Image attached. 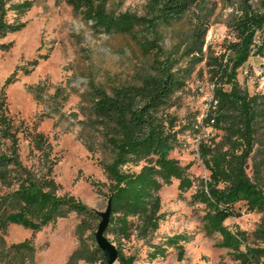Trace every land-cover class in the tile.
I'll list each match as a JSON object with an SVG mask.
<instances>
[{
    "label": "trees",
    "instance_id": "trees-1",
    "mask_svg": "<svg viewBox=\"0 0 264 264\" xmlns=\"http://www.w3.org/2000/svg\"><path fill=\"white\" fill-rule=\"evenodd\" d=\"M13 1L0 0V41L26 27L19 19L11 22L9 14L20 18L34 7L31 0L18 4ZM146 1L147 15L138 16L111 13L109 0H66L76 14L91 23L95 34L129 35L143 51L155 56L153 71L143 75L137 85L117 88L111 95L90 86L94 112L108 130L107 143L113 153L112 160L102 164L109 183L92 182L97 194L107 202L111 200L106 235L120 241L130 240L134 235L142 240L150 238L163 220L160 192L177 180L181 192L196 188L193 201L203 205L205 210L203 230L208 237L221 236L219 248L231 251L239 264H264V246H250L245 232L232 231L225 225L228 219L239 215L236 206L240 203L251 212L264 213V95L250 96L238 82L239 69L253 55L264 52V40L261 45L256 43L258 34L264 33V11L254 9L253 0H241L229 24L235 41L229 43L224 53L207 56L218 105L215 110H209L205 123L224 131V135L219 142L203 140L200 143L199 155L209 177L196 180L190 176V165H181L170 157L177 135L172 120L166 119L162 110L185 87V79L175 70V63L161 60L163 49L159 42L161 28L182 21L201 0ZM139 29L147 30L153 40L140 37ZM10 47L0 43V51ZM39 63L38 59L30 62L31 68H24V74L30 75ZM17 81L18 71H15L3 88ZM21 136L30 141L31 153H38L42 173L34 172L21 160ZM51 153L52 145L44 134L31 130L23 120L10 114L7 97L1 91V264H23L36 252L34 244L28 240L7 244L5 238L12 226L36 234L71 214L98 222V226L102 221L98 212L74 196L59 194L61 186L53 177L57 160ZM96 231L92 235L93 247L84 260L88 264H108L97 245ZM254 234L264 245V228ZM187 242L185 235L170 237L164 244L153 245L149 258L152 261L164 258L169 248H176L179 259H183L185 249L181 243ZM80 251H75L67 264H73ZM118 251L117 264H135L134 257Z\"/></svg>",
    "mask_w": 264,
    "mask_h": 264
},
{
    "label": "rangeland",
    "instance_id": "rangeland-1",
    "mask_svg": "<svg viewBox=\"0 0 264 264\" xmlns=\"http://www.w3.org/2000/svg\"><path fill=\"white\" fill-rule=\"evenodd\" d=\"M31 1L34 7L23 17L9 14L11 22L19 19L26 27L0 41L11 46L0 51V92L7 97L10 114L44 134L51 143V157L57 160L53 177L61 186L59 194L74 196L95 212L103 213L108 202L95 192L92 182L109 183L102 164L110 162L113 153L107 143L108 130L94 112L90 86L111 95L117 88L137 85L143 75L153 71L155 56L143 51L129 35L95 34L91 23L76 14L66 0ZM240 2L201 0L182 21L160 30L161 60L175 63V70L185 79V87L162 110V115L172 120L177 135L170 157L181 165H190V176L196 180L209 177L199 155L200 143L219 142L224 135V131L205 123L214 95L207 56L224 53L235 41L229 24ZM252 5L264 11V0H253ZM108 10L115 15L146 16L147 1L109 0ZM138 34L153 40L147 30L139 29ZM263 40L264 33H259L257 41ZM36 59L40 61L38 67L25 75L23 69L31 68L30 62ZM249 61L239 69L238 82L250 96L264 95V78L254 70V66L264 63V54H255ZM15 71L18 81L3 88ZM31 148L30 141L21 136V160L40 174L39 155L31 153ZM248 173L252 176L250 170ZM195 193L196 188L181 192L179 181L173 180L160 192L163 220L156 233L146 240L136 235L121 241L112 235L108 238L125 256L134 257L135 264H239L231 251L218 247L220 235L205 234V210L193 201ZM236 211L239 215L225 225L232 231L245 232L250 246H264L254 234L264 228V213L251 212L244 203L238 204ZM97 227L98 222L71 214L36 234L12 226L5 239L7 244L26 240L34 244L33 258L23 264H67L77 250L81 251L73 264H88L84 258L93 247L92 235ZM176 235L188 237L187 243H181L185 249L183 259H179L176 248H169L164 258H149L153 245L164 244Z\"/></svg>",
    "mask_w": 264,
    "mask_h": 264
},
{
    "label": "water",
    "instance_id": "water-1",
    "mask_svg": "<svg viewBox=\"0 0 264 264\" xmlns=\"http://www.w3.org/2000/svg\"><path fill=\"white\" fill-rule=\"evenodd\" d=\"M99 214L102 218V221L95 232L97 245L103 252L108 264H117L119 260V251L115 244L112 243L106 235V231L110 223L111 200L108 201L106 211Z\"/></svg>",
    "mask_w": 264,
    "mask_h": 264
},
{
    "label": "built area",
    "instance_id": "built-area-1",
    "mask_svg": "<svg viewBox=\"0 0 264 264\" xmlns=\"http://www.w3.org/2000/svg\"><path fill=\"white\" fill-rule=\"evenodd\" d=\"M256 43H257V45H261V43H259L257 40H256ZM263 54H264V52H263ZM254 56V55H253ZM252 56V57H253ZM250 61H248L247 63H249ZM246 63V64H247ZM250 65H253V64H250ZM245 66V65H244ZM254 70L257 72V73H259V76H261V77H263L264 78V63L260 66V67H257L256 68V66H254ZM245 73H248V70H246L245 71ZM217 105H218V101L217 100H215V97H214V95H213V97H212V99H211V108L210 109H216L217 108ZM214 121H212V123H213Z\"/></svg>",
    "mask_w": 264,
    "mask_h": 264
}]
</instances>
